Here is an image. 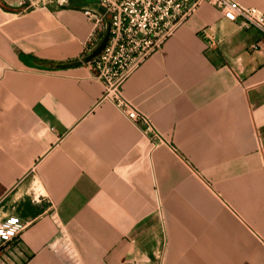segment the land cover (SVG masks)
Listing matches in <instances>:
<instances>
[{
	"label": "crops",
	"instance_id": "crops-1",
	"mask_svg": "<svg viewBox=\"0 0 264 264\" xmlns=\"http://www.w3.org/2000/svg\"><path fill=\"white\" fill-rule=\"evenodd\" d=\"M87 5L0 0V264H264V35L200 5L122 87L152 140L84 62Z\"/></svg>",
	"mask_w": 264,
	"mask_h": 264
},
{
	"label": "built area",
	"instance_id": "built-area-1",
	"mask_svg": "<svg viewBox=\"0 0 264 264\" xmlns=\"http://www.w3.org/2000/svg\"><path fill=\"white\" fill-rule=\"evenodd\" d=\"M58 7L90 3L82 9L93 26L91 55L110 30L104 51L88 63L96 79L105 85V99L152 140L159 137L149 116L136 109L124 96L122 87L140 64L170 37L202 4L216 7L224 18L240 21L244 28H255L264 35V13L233 0H46ZM26 223L17 216L0 220V253L17 242Z\"/></svg>",
	"mask_w": 264,
	"mask_h": 264
},
{
	"label": "water",
	"instance_id": "water-1",
	"mask_svg": "<svg viewBox=\"0 0 264 264\" xmlns=\"http://www.w3.org/2000/svg\"><path fill=\"white\" fill-rule=\"evenodd\" d=\"M110 39V30L108 31L107 35L105 36L104 40L102 41V43L100 44V46L88 57H86L85 59V63H90L92 62L95 58H97L99 55H101V53L104 51V49L106 48L108 42ZM82 63L81 62H77L74 64H69L66 65L64 67H72V66H80Z\"/></svg>",
	"mask_w": 264,
	"mask_h": 264
},
{
	"label": "trees",
	"instance_id": "trees-1",
	"mask_svg": "<svg viewBox=\"0 0 264 264\" xmlns=\"http://www.w3.org/2000/svg\"><path fill=\"white\" fill-rule=\"evenodd\" d=\"M84 58H86V56Z\"/></svg>",
	"mask_w": 264,
	"mask_h": 264
}]
</instances>
